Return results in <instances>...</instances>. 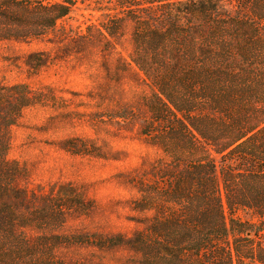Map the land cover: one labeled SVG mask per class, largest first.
Listing matches in <instances>:
<instances>
[{"label":"trees","instance_id":"16d2710c","mask_svg":"<svg viewBox=\"0 0 264 264\" xmlns=\"http://www.w3.org/2000/svg\"><path fill=\"white\" fill-rule=\"evenodd\" d=\"M79 1L0 0V42L50 37ZM89 1L107 10L101 41L132 26V61L151 88L142 134L166 159L132 180L143 214L132 235L69 233L93 205L71 183L19 185L10 129L39 102L30 86L0 82V264H264L246 235L264 232V0ZM74 246L98 251L69 256ZM119 249L129 255L107 256Z\"/></svg>","mask_w":264,"mask_h":264},{"label":"rangeland","instance_id":"374dc122","mask_svg":"<svg viewBox=\"0 0 264 264\" xmlns=\"http://www.w3.org/2000/svg\"><path fill=\"white\" fill-rule=\"evenodd\" d=\"M99 6L80 0L46 39L0 42V82L30 86L39 102L11 127L8 158L24 169L19 185L29 192L71 183L85 193L92 210L71 216L67 232L130 236L143 217L132 209L139 196L132 180L166 156L142 134L151 88L132 61V26L111 42L101 41L97 27L107 10ZM62 28L75 37L62 41ZM246 235L249 243L264 247V232ZM65 251L75 257L98 250ZM128 255L125 249L107 254Z\"/></svg>","mask_w":264,"mask_h":264}]
</instances>
